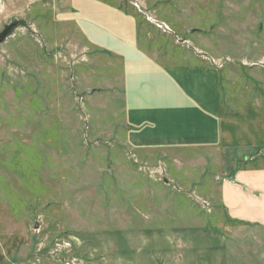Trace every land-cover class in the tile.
<instances>
[{"label":"rangeland","instance_id":"1","mask_svg":"<svg viewBox=\"0 0 264 264\" xmlns=\"http://www.w3.org/2000/svg\"><path fill=\"white\" fill-rule=\"evenodd\" d=\"M104 1L134 14L160 61L216 67L221 111L264 130V0ZM69 11L0 0V31L15 23L0 43V264H164L175 226L204 232L201 264H264V170L243 181L238 151L201 152L206 171L184 182L132 150L111 55L84 46ZM247 150L264 158V141Z\"/></svg>","mask_w":264,"mask_h":264},{"label":"crops","instance_id":"2","mask_svg":"<svg viewBox=\"0 0 264 264\" xmlns=\"http://www.w3.org/2000/svg\"><path fill=\"white\" fill-rule=\"evenodd\" d=\"M68 3L70 11L65 15L84 46L111 55L120 86L121 118L132 150L141 153L144 159L160 157L166 160V165L180 167L178 178L184 182L199 180L189 178L192 172L203 176L201 172L206 171L203 166L209 165L204 152L238 151L239 157L235 155L228 161L230 166L238 165L237 175L243 181L249 179L248 173L264 170L260 160L263 157L250 160L244 157L248 147L264 141L263 125L248 128L249 120L242 111H221L216 67L185 62L183 58L160 61L145 47L150 41L148 37L147 42L146 37L141 38L145 33L139 30L134 14L108 1L68 0ZM199 152L201 156L195 158ZM222 160H214V164L221 167L228 164ZM186 167L190 171L184 175L181 171L187 170ZM230 187L224 183V196L225 191L231 192ZM232 202L225 200L229 205ZM165 230L168 232L161 237L164 264H201L196 251L202 230L178 226ZM140 243V252L147 250L143 253L151 258L147 240L144 238Z\"/></svg>","mask_w":264,"mask_h":264},{"label":"water","instance_id":"3","mask_svg":"<svg viewBox=\"0 0 264 264\" xmlns=\"http://www.w3.org/2000/svg\"><path fill=\"white\" fill-rule=\"evenodd\" d=\"M15 26V23H11L9 25H6L2 31H0V43L9 35L13 27Z\"/></svg>","mask_w":264,"mask_h":264}]
</instances>
